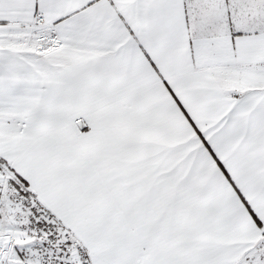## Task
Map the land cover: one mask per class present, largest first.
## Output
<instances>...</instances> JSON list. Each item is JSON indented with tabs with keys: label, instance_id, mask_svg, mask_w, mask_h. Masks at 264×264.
I'll return each mask as SVG.
<instances>
[{
	"label": "crops",
	"instance_id": "crops-1",
	"mask_svg": "<svg viewBox=\"0 0 264 264\" xmlns=\"http://www.w3.org/2000/svg\"><path fill=\"white\" fill-rule=\"evenodd\" d=\"M0 159L90 264H257L264 0H0Z\"/></svg>",
	"mask_w": 264,
	"mask_h": 264
},
{
	"label": "rangeland",
	"instance_id": "rangeland-1",
	"mask_svg": "<svg viewBox=\"0 0 264 264\" xmlns=\"http://www.w3.org/2000/svg\"><path fill=\"white\" fill-rule=\"evenodd\" d=\"M25 30L31 34V44L42 33L37 25ZM45 44L40 41L36 45ZM34 196L0 161V264H80L75 250L80 244L55 218L40 209ZM258 256L254 261L264 264V248Z\"/></svg>",
	"mask_w": 264,
	"mask_h": 264
},
{
	"label": "built area",
	"instance_id": "built-area-1",
	"mask_svg": "<svg viewBox=\"0 0 264 264\" xmlns=\"http://www.w3.org/2000/svg\"><path fill=\"white\" fill-rule=\"evenodd\" d=\"M75 250H76V253H77V258L80 261V264H90L88 262V258L86 256L84 250L81 248L80 245H76L75 246Z\"/></svg>",
	"mask_w": 264,
	"mask_h": 264
},
{
	"label": "trees",
	"instance_id": "trees-1",
	"mask_svg": "<svg viewBox=\"0 0 264 264\" xmlns=\"http://www.w3.org/2000/svg\"><path fill=\"white\" fill-rule=\"evenodd\" d=\"M0 161H2V162H4L2 159H0ZM19 178V177H18ZM20 179V178H19ZM21 180V179H20ZM22 181V180H21ZM23 182V184H25V182L24 181H22ZM26 185V187H27V184H25ZM32 195H34L33 193H32ZM35 197V196H34ZM37 203H38V205H39V207H40V209L42 210V211H44L47 215H49L50 217H53L50 213H49V211L48 210H46L39 202H38V200H37ZM54 218V217H53ZM60 224V223H59ZM71 242V240H69L68 241V243H70Z\"/></svg>",
	"mask_w": 264,
	"mask_h": 264
}]
</instances>
